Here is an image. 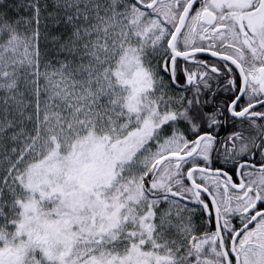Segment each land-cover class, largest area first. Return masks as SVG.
Here are the masks:
<instances>
[{
	"label": "snow or ice",
	"instance_id": "6c2138e0",
	"mask_svg": "<svg viewBox=\"0 0 264 264\" xmlns=\"http://www.w3.org/2000/svg\"><path fill=\"white\" fill-rule=\"evenodd\" d=\"M0 264H264V0H0Z\"/></svg>",
	"mask_w": 264,
	"mask_h": 264
}]
</instances>
